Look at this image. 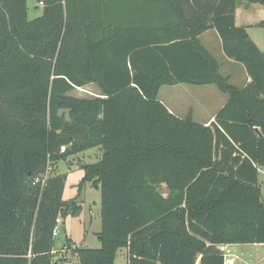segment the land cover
<instances>
[{
    "label": "trees",
    "instance_id": "16d2710c",
    "mask_svg": "<svg viewBox=\"0 0 264 264\" xmlns=\"http://www.w3.org/2000/svg\"><path fill=\"white\" fill-rule=\"evenodd\" d=\"M35 1L29 20L28 0H0V264L66 262L53 231L78 206L65 176L33 181L96 148L81 186L101 190V246L68 239L79 264H115L124 248L128 264H233L220 246L264 245V52L236 25L240 1L264 0ZM211 29L246 86L202 45ZM91 84L101 96L73 95ZM182 84L228 96L213 122L160 100Z\"/></svg>",
    "mask_w": 264,
    "mask_h": 264
},
{
    "label": "rangeland",
    "instance_id": "374dc122",
    "mask_svg": "<svg viewBox=\"0 0 264 264\" xmlns=\"http://www.w3.org/2000/svg\"><path fill=\"white\" fill-rule=\"evenodd\" d=\"M258 8L264 10V7ZM42 14L43 7L37 4L35 0H28L29 20L41 17ZM255 16L256 23L264 20V14H256ZM250 33L253 39L257 41L260 49L264 52V28L260 26L252 27L250 28ZM244 70V67L241 66V73L233 74L230 83L235 87L240 88L242 86L244 81L242 72ZM221 74L225 77L226 70L221 71ZM100 93L101 91L96 85H91L85 89L77 90L73 95L76 97L91 98ZM223 96L225 94L215 85L202 88L182 84L178 86H165L160 90V99L166 101L168 105L173 104L177 106V111L181 114L189 107L197 110L202 105H206L205 103L207 102H212V107L215 101L218 100L217 98H222ZM102 154L103 152L99 148L92 149L61 160L58 163L57 169L53 166L49 169V177L56 175L66 177L64 200L75 201L78 206L76 212L70 209L68 216L62 218L59 234L55 238V253L62 251L68 239L72 241L73 248L99 249L101 246L98 236L95 234L101 228V190L92 183H86L82 186L81 183L85 176L83 166L99 162ZM259 185L262 199L264 200V174H261L259 177ZM164 192L167 193V188L165 187ZM224 251L227 260L231 256L233 264H264V245H231ZM229 251L232 252L229 254ZM63 256L67 263L79 264V259L73 252H66ZM115 264H128L126 249H122L118 253Z\"/></svg>",
    "mask_w": 264,
    "mask_h": 264
},
{
    "label": "crops",
    "instance_id": "0c3cea01",
    "mask_svg": "<svg viewBox=\"0 0 264 264\" xmlns=\"http://www.w3.org/2000/svg\"><path fill=\"white\" fill-rule=\"evenodd\" d=\"M40 6H42V5H40ZM258 7H262V6L256 5V4H252V3H249L247 1H240L238 3V8L236 10V25L238 27L247 28V30H248V32H249V34H250L252 39H253V37H252V35L250 33V28L259 26V24L262 22V21H259V22L256 23L255 22V17H256L255 15L256 14H264V10H262V8H258ZM253 40L258 45L257 41L255 39H253ZM200 41H201L202 45L221 64L220 72L223 71V70L224 71L226 70L225 77H229L230 80H231L234 73H238V72L241 73V66L242 65L240 66L239 63H237V62H235L233 60H230V59H228L225 56L224 51H223L222 40H221L218 32L215 29H211V30L205 32L204 34H202L200 36ZM242 75L244 77V81H243V84H242V86L240 88L246 86L251 81L249 76H248V74H247L246 69L244 70V72H242ZM91 85H94V84H91ZM91 85H88V86H91ZM176 86H178V85H176ZM207 86H210V85H207ZM207 86H199V87L204 88V87H207ZM87 87H85V88H87ZM79 90H81V89H79ZM97 96H101V93L95 95L94 97H97ZM159 98H160V93H159ZM217 99L218 100L215 101V103H214V105L212 107H211L212 102H210V103L207 102V103H205L206 105H202L201 108H199L197 110L195 108L189 107L186 111L183 112V114H181V113H179V111H177V109H178L177 106H174L173 104L172 105H168L166 101H163L161 99L160 100L168 107V109L174 115H176L179 118H185L189 114H191L196 121H198L200 123H203V124H210L211 122L214 121V119H215L216 115L218 114V112L227 103L228 96L225 94V96H223L222 98H217ZM261 174H264V168H261L259 170V177H260ZM100 219H101V210H100ZM100 230H101V228H100ZM99 232L100 231H97L95 234H98ZM124 249H126V248H124ZM121 250H119L118 253ZM224 250H225V247H224ZM127 257H128V250H127Z\"/></svg>",
    "mask_w": 264,
    "mask_h": 264
},
{
    "label": "built area",
    "instance_id": "2783aa9c",
    "mask_svg": "<svg viewBox=\"0 0 264 264\" xmlns=\"http://www.w3.org/2000/svg\"><path fill=\"white\" fill-rule=\"evenodd\" d=\"M63 151H65V148L62 149ZM49 171L47 170V172L39 177H36L33 181V185H37V184H41L42 187L45 186L47 180L49 179ZM62 224V216L60 215V217L56 220V226L54 228L53 231V236L56 238L59 234L60 231V225ZM63 252H68V250H62ZM63 264H71V263H63Z\"/></svg>",
    "mask_w": 264,
    "mask_h": 264
},
{
    "label": "water",
    "instance_id": "95a60500",
    "mask_svg": "<svg viewBox=\"0 0 264 264\" xmlns=\"http://www.w3.org/2000/svg\"><path fill=\"white\" fill-rule=\"evenodd\" d=\"M61 216H62V218H66L68 216V214L67 213H63ZM219 250L224 251V247L220 246Z\"/></svg>",
    "mask_w": 264,
    "mask_h": 264
}]
</instances>
